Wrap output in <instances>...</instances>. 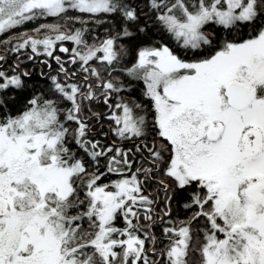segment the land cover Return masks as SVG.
I'll use <instances>...</instances> for the list:
<instances>
[{
  "label": "snow or ice",
  "instance_id": "snow-or-ice-1",
  "mask_svg": "<svg viewBox=\"0 0 264 264\" xmlns=\"http://www.w3.org/2000/svg\"><path fill=\"white\" fill-rule=\"evenodd\" d=\"M0 37V264H264V0H0Z\"/></svg>",
  "mask_w": 264,
  "mask_h": 264
},
{
  "label": "trees",
  "instance_id": "trees-1",
  "mask_svg": "<svg viewBox=\"0 0 264 264\" xmlns=\"http://www.w3.org/2000/svg\"><path fill=\"white\" fill-rule=\"evenodd\" d=\"M24 27L25 28H31V27H33V25L26 24V25H24ZM15 31H20V29H16ZM2 38L3 37H0V39H2ZM173 43H175V42H173ZM66 46H68L70 48L71 47V43L70 42H66ZM0 49L2 50V53H0V54H3L4 48H3L2 45H0ZM40 59H44V57L41 56ZM9 62H11V58H10ZM21 67L22 68H26L29 72H31L34 78L39 76V71H40L41 65L38 62H36V61H33V62L25 61L24 63L21 64ZM55 67H56V65L53 62V68H55ZM44 71H48V69L45 67ZM39 79L43 82L44 78L43 77H39ZM124 95L126 97H129V98L130 97H136L137 99H139V88L138 87L134 88V90L124 93ZM102 107H103V105H102V102H101L100 108H102ZM96 110H100V109L98 108ZM160 195L162 197L163 196V192H161ZM177 212H179V215L181 217H183L185 215V213L183 211H180L179 209H175L173 215H176ZM118 223H119V221H118ZM154 230L156 231L157 234H159L160 227L157 226L156 229H154Z\"/></svg>",
  "mask_w": 264,
  "mask_h": 264
},
{
  "label": "rangeland",
  "instance_id": "rangeland-1",
  "mask_svg": "<svg viewBox=\"0 0 264 264\" xmlns=\"http://www.w3.org/2000/svg\"><path fill=\"white\" fill-rule=\"evenodd\" d=\"M0 53H2V50L0 49Z\"/></svg>",
  "mask_w": 264,
  "mask_h": 264
}]
</instances>
